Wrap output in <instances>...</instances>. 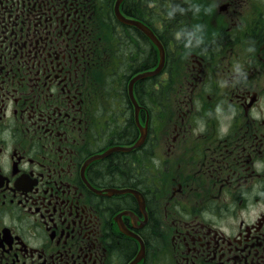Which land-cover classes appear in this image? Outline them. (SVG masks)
<instances>
[{
    "label": "flooded vegetation",
    "instance_id": "1",
    "mask_svg": "<svg viewBox=\"0 0 264 264\" xmlns=\"http://www.w3.org/2000/svg\"><path fill=\"white\" fill-rule=\"evenodd\" d=\"M116 3L0 0V264H264V0Z\"/></svg>",
    "mask_w": 264,
    "mask_h": 264
},
{
    "label": "rangeland",
    "instance_id": "2",
    "mask_svg": "<svg viewBox=\"0 0 264 264\" xmlns=\"http://www.w3.org/2000/svg\"><path fill=\"white\" fill-rule=\"evenodd\" d=\"M198 2H202V0H197ZM199 7V11H200V19L198 21V24L197 22L195 21V26H194V30H195V34L197 32H199L200 28H201V31L203 32L204 31V17H205V14H206V9L205 7L203 6H198ZM184 9V15L187 14L188 15V10L183 8ZM191 11L195 12V9L193 7H190L189 8ZM182 12L179 10L177 12V14H181ZM188 23L191 24V19H188ZM200 24H202V26H200ZM180 31H192V27L188 26V27H184V28H181ZM196 40V39H195Z\"/></svg>",
    "mask_w": 264,
    "mask_h": 264
},
{
    "label": "water",
    "instance_id": "3",
    "mask_svg": "<svg viewBox=\"0 0 264 264\" xmlns=\"http://www.w3.org/2000/svg\"><path fill=\"white\" fill-rule=\"evenodd\" d=\"M122 0H119L118 1V4H117V12H118V16H119V18L123 21V22H126V20L124 19V17H122L121 16V14L119 13V4H120V2H121ZM138 26L143 30V31H145L146 33H147V35L149 36V37H151L153 40H155L156 42H157V40H156V38L154 37V34L147 28V27H145L144 25H141V24H138ZM158 43V42H157ZM159 44V43H158ZM160 45V44H159ZM160 47H161V45H160ZM162 48V47H161ZM163 51V50H162ZM163 58H164V51H163ZM161 69V67L159 68V70ZM158 70V71H159Z\"/></svg>",
    "mask_w": 264,
    "mask_h": 264
},
{
    "label": "trees",
    "instance_id": "4",
    "mask_svg": "<svg viewBox=\"0 0 264 264\" xmlns=\"http://www.w3.org/2000/svg\"><path fill=\"white\" fill-rule=\"evenodd\" d=\"M185 22H186V20L182 19V20L180 21V24H183V23H185Z\"/></svg>",
    "mask_w": 264,
    "mask_h": 264
}]
</instances>
